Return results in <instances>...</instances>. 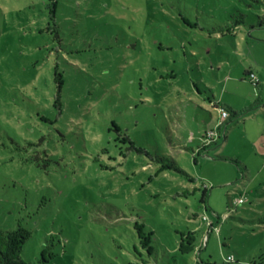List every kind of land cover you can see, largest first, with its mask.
Here are the masks:
<instances>
[{
  "label": "rangeland",
  "instance_id": "1",
  "mask_svg": "<svg viewBox=\"0 0 264 264\" xmlns=\"http://www.w3.org/2000/svg\"><path fill=\"white\" fill-rule=\"evenodd\" d=\"M0 227V264H264V0H0Z\"/></svg>",
  "mask_w": 264,
  "mask_h": 264
},
{
  "label": "trees",
  "instance_id": "2",
  "mask_svg": "<svg viewBox=\"0 0 264 264\" xmlns=\"http://www.w3.org/2000/svg\"><path fill=\"white\" fill-rule=\"evenodd\" d=\"M50 1H55V0H50ZM244 23V19L242 17H236V19L234 20V22L231 25H227L226 27L222 28L221 31H228L231 28H238L240 26H242ZM263 24V22H260V26ZM243 114V113H242ZM238 116L234 115L232 118H230V120H228L227 122H225L222 126H227L230 122L234 121ZM221 126V128H222ZM220 128V129H221ZM218 141H215L214 143H217ZM213 143V144H214ZM173 168L175 170H178L179 172H183L182 169H180L179 167H177L176 165H173ZM185 173V172H184ZM206 197V190H204L203 195H202V202H204ZM10 231L4 230L0 227V252H4L7 251L10 248L11 245V238L9 237ZM23 244V243H22ZM23 248V245H22ZM22 252V250H21ZM227 263H234L237 264L236 261L233 262H227ZM29 264V263H28ZM209 264V263H206Z\"/></svg>",
  "mask_w": 264,
  "mask_h": 264
},
{
  "label": "built area",
  "instance_id": "3",
  "mask_svg": "<svg viewBox=\"0 0 264 264\" xmlns=\"http://www.w3.org/2000/svg\"><path fill=\"white\" fill-rule=\"evenodd\" d=\"M252 76H254L253 74H252ZM229 116V114H228V112L227 111H225V110H223L222 111V118H227ZM245 202V198L244 197H240V198H238L235 202H234V204L235 205H239V204H242V203H244ZM233 261H235V258H234V256L233 255H229L228 257H227V262H233Z\"/></svg>",
  "mask_w": 264,
  "mask_h": 264
}]
</instances>
